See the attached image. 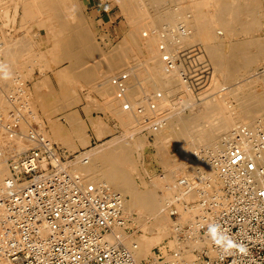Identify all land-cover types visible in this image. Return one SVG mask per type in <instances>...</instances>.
Instances as JSON below:
<instances>
[{
  "label": "bare ground",
  "instance_id": "bare-ground-1",
  "mask_svg": "<svg viewBox=\"0 0 264 264\" xmlns=\"http://www.w3.org/2000/svg\"><path fill=\"white\" fill-rule=\"evenodd\" d=\"M14 1L16 0H0V9L5 4ZM81 1L82 0H60L59 7L54 8L52 6L53 8L51 10L44 11L47 24L46 27L53 39V48L50 50L51 54L49 55H53V59L56 58L55 60L51 61L45 53L36 51L35 43L23 33V36H20V38L12 37L13 39H11L10 43H5L3 40L0 42V78L4 76L3 79L6 74L11 73L12 68H18V70H23V72L27 71L26 75H30L35 65L38 64L48 68L51 62H57V59L62 55L75 58L77 64V67H72V65L66 68H64L65 66L63 68L60 67L61 70L58 71L59 77L63 79V82L68 81L69 84L71 83L67 85L68 87L65 86L57 91L51 88L50 91L48 90L41 96V105H43L44 112L49 119L48 123L52 126L50 131L44 127L43 123H40L42 120L41 117L37 115L36 110L34 111V109H32L33 102L31 103L30 97L33 95H31V92L26 91V88H23V82H21L23 77L20 78L21 74L18 70V72L15 71V73L12 72V74H10L11 77L14 75L13 79L16 77L14 88L12 87L13 89L7 92L0 86L2 89L0 90V189L10 175V169L7 167L9 165L6 164L7 159L29 147L32 141L29 138L30 135H27V132L33 128L29 127L30 129L27 131V121H25V118L23 119L20 112H18L19 109L17 107L19 104L23 105L25 102V108L33 110L32 113H35L33 120L36 119L39 122V128H42V132L38 133H41L42 137L44 136L43 139L45 142L52 144V141H60L71 151L77 150L78 146L86 147L90 144L88 128L84 123L85 121L79 116V113L73 112L68 114L67 121L69 124H60L55 118H52L54 116H52V112H54L53 110L55 109H63L64 106L67 107L78 104L80 102V97L78 95L79 93L76 91L77 86L73 83V79L74 81H78L81 77L87 78L92 72L94 76H97V81L103 80V84L101 83L100 85L99 83V85H97V92H100L102 96L116 91L117 94H124V98L128 96L129 101L131 100L130 102L126 100L123 105L124 107L120 108L117 106L116 102L112 103L110 101L111 95L107 97V100L110 98L109 102L112 104L111 106L116 108L118 113L127 115V124H143L144 126L145 123L142 120L144 118L142 117H150V119L147 120L148 123L145 125L153 127L152 132L154 131L157 135L158 140L156 141L159 142L157 143L159 144L157 145V149L162 159L160 157L158 158L161 159L162 165L164 164L163 166L166 168V174L158 177L156 181L162 183L164 186L167 184L166 187L170 192H175V195L172 194V196H170L169 192L168 196L164 195L163 197L165 198L166 196L169 202L173 201L184 217L192 219L198 217L201 212L200 205L199 201H193V193L186 194L184 190L179 187L177 182H169L171 181L169 171L171 162H183L186 161L189 156H194V163L200 168H203L207 173L208 179L212 181V190H218L219 184L215 180V174L210 164V154L213 152V154L223 153L224 146L228 143V140H230L229 135L235 127L237 128L240 125H245L251 130H255L258 127L264 129V74L251 76L243 82L235 83L236 85L230 88L231 90L226 93H219L216 99L214 98L215 100L210 96L212 102H209V105H198V112L196 108H194L195 105L190 102L191 99L186 97L188 94L186 89H188L187 86L190 85H192V87L197 86L192 76L193 74H198L193 73L196 70L199 71L200 69V72L204 71L206 76L208 75L205 77L207 82L202 86L203 88H208L209 85L221 88V84L230 83L242 78L251 71L255 64L258 62L260 63L262 60L264 61V36H253L262 24L260 19L261 14H259V12L256 13V11L264 5L262 4L263 0H118L121 4L119 5L123 7L128 16L130 15L129 17L132 19L133 30L130 33L131 35L125 38L118 47H114V49L108 51L109 53L107 54L103 51L106 54L105 56L102 55V52H100L101 50L99 51L95 44L92 43L95 39L91 41V37L87 34L86 28L81 25L83 22H75L74 19L73 22L75 23L73 24L72 20H70L74 12L79 10ZM85 2L84 0V4ZM208 7L211 10H208L209 13L205 12V8L208 9ZM66 10H70L68 15L65 13ZM80 16L82 17V15ZM81 17L80 19L82 20ZM151 17L153 18V23L150 22ZM83 21L86 20L83 19ZM36 23L37 22L34 21L33 23L30 22L31 26H37ZM218 24L224 25L222 26L225 27V32L219 33L217 31L220 26ZM179 25H182L181 27H184L185 30L183 28L181 29L184 31L181 29L180 31L177 30V27H180ZM151 27L160 29L169 42V46L166 47L169 65L162 67L164 69H162V72L168 79V84L166 86L167 94L161 93L159 88L150 81L149 70L145 67V63L141 58L143 53L150 54L149 49L143 46V49L140 46L141 49H139V47L132 42L133 38L143 39L141 37L142 34L150 30ZM63 32L68 34L69 46L66 45L67 47L62 44L60 37ZM88 33H90V31ZM192 45L198 46L195 47L197 48L196 51L199 52L196 56H192V54H190L191 52L185 54L184 50L186 48L190 49ZM183 47L184 50L182 49ZM179 50L182 55H180V57H183V63L177 66L172 59H174L173 57L175 55L180 54L178 53ZM173 53L175 54L174 56ZM101 56L102 60L105 58L104 63L95 61V58H101ZM139 57L141 61H139ZM191 58L193 60H191ZM11 59L15 62V66L13 63L11 65ZM91 59L93 62L87 64L92 61ZM62 60L64 61V59ZM136 60L139 62L138 65L135 63ZM195 60L198 62L196 63L198 69L193 70L192 65L194 64L191 63L196 62ZM131 62L135 65H133V67L138 66L136 72H134V68V73L132 74L127 69L126 71H123L124 69L122 70L123 67L127 68L129 65L131 66ZM10 65L13 67L11 68ZM9 68H11L10 71L7 70ZM186 70L190 71H187V76H183ZM17 73H19L18 75L20 77L17 76ZM93 75L91 76L93 77ZM184 77H186V79H184ZM5 79H8V77ZM198 80L201 81L200 79ZM118 81L125 86L120 88V86H118ZM45 85L50 86L48 83ZM215 87L214 90L216 89ZM259 88H261V90ZM211 90L213 91L212 93H214V90ZM175 91L182 93V95L180 94L178 103H176V100H172L173 92ZM10 93H12V95ZM142 93L148 95L147 97L155 99L154 102L157 105L153 102L156 106L155 109L154 106L152 107L154 110L151 109L152 103L149 104V101H151L149 98L147 99L145 97L144 101L136 102V100H138L137 97L141 96ZM212 93L210 92L209 95ZM10 95L12 97H9ZM115 99L122 101L120 96L119 98L116 96ZM201 99L202 98H200V100ZM210 100H207V102ZM194 101V104L196 101L198 102V100ZM202 101L203 100H201V102ZM171 102H175L176 108L172 111H167V106ZM201 102H198V104ZM137 103L144 104L142 107L140 106L141 110L139 109L140 107L138 109L136 107L135 109V106L138 105ZM204 103H206V101H204ZM186 105L191 108L189 116H183L182 111L180 113L181 108ZM27 109L25 110L27 111ZM11 110H13V113L10 114L9 111ZM199 110L201 113H199ZM87 111L90 112L89 109ZM161 111L164 112L162 116L158 118L152 117L155 112ZM13 118H15V121H20L22 123V131L10 130L6 125L2 127L5 122L3 123L1 119L6 121L7 119L13 120ZM201 118L209 122L208 124V122L205 121L208 124L207 127H205L206 125H201ZM90 120L93 128H95L101 136L109 132L110 129H108L109 127L106 125L108 122L104 120V118L97 117L91 118L89 121ZM131 136L134 137L136 141L133 147L125 144L121 138H113L94 148L83 152L80 151L81 153L72 161L65 163L71 170L80 172L89 187L92 188V186L96 185V188H98L97 184H101L102 182L109 185L115 191H118V193L122 192L123 194H120L125 197V213L128 215L134 211V208L147 205L146 200L151 195V191L148 189L143 190L136 187L137 184L135 185L134 177L127 176L128 174L135 176V174L140 172V159L134 155L137 150L143 149V147H145L144 145L147 144L144 138L138 137V134L132 133L130 137ZM173 144L178 145V150L175 153L169 152L171 149L169 146ZM111 145H114L115 148H112L111 152L108 153L106 147ZM117 171L119 172L118 176L115 175ZM127 196H129V198H127ZM157 196L161 198L159 200H164V198L161 197L162 195L160 196L158 194ZM173 196H176L174 200L172 198ZM151 213L154 220L150 224L141 225L139 227L140 230L136 229L137 231L133 233L137 232V235H132L133 233L129 235L125 233L123 229H118L108 237L114 243H116L115 240L123 241L126 246L133 250L137 261L148 256L153 243L156 242L157 244L162 235L167 233L166 227L168 226L163 223V220L158 215H155L153 212ZM188 239L192 247H202L204 243L207 242L205 236L193 230L189 232ZM167 252L168 251L165 250V253ZM189 256L192 257L193 255L190 254ZM166 257L170 264H183L175 255H167ZM0 264H12L11 260L7 258L6 254L2 251H0Z\"/></svg>",
  "mask_w": 264,
  "mask_h": 264
},
{
  "label": "built area",
  "instance_id": "built-area-1",
  "mask_svg": "<svg viewBox=\"0 0 264 264\" xmlns=\"http://www.w3.org/2000/svg\"><path fill=\"white\" fill-rule=\"evenodd\" d=\"M29 134L31 145L9 159L0 189V251L12 264H170L164 245L138 262L123 241L112 242L118 229L134 228L125 197L107 185L92 189L65 165L62 149ZM229 137L223 153L209 159L218 190L203 176L200 184L178 181L199 196L201 212L187 230L207 239L203 263L264 264V129L240 125Z\"/></svg>",
  "mask_w": 264,
  "mask_h": 264
},
{
  "label": "rangeland",
  "instance_id": "rangeland-1",
  "mask_svg": "<svg viewBox=\"0 0 264 264\" xmlns=\"http://www.w3.org/2000/svg\"><path fill=\"white\" fill-rule=\"evenodd\" d=\"M85 1H86L85 4H84V0L81 1V6H79V10H78L79 12L78 11L74 12V15L72 16V18L70 20H72L73 24L77 21L83 22L85 24L84 25L83 23H81V25L86 28L87 34L91 37V41L95 39V41L94 42L92 41V43L95 44L97 49H99V51L101 50L100 51V52H102L101 54L105 56L107 53H109L108 51L114 49V47H118L120 44H122V42L124 41L125 38H127L129 35H131L130 33L133 30V23L131 22L132 19L129 17L130 15L128 16L127 12L123 9V7L120 6L121 4L119 3L120 1H118V0H85ZM82 4H83V6H82ZM262 4H264V0L262 1ZM59 5H60V0H22V1L16 0V1L11 2L9 4H5L0 9V42H2V40H3V42H5V43H8V42L10 43L11 39H13L12 37L20 38V36H23V34H24V35H27L28 38L32 42H35L36 46H39L38 43H40V44L43 43L45 45V49H42V50L44 52H46L45 54H47L48 58H51L49 60H51V61L54 60L53 57L51 55H49V54H51L50 50L53 48V39H52L51 33L48 31V29L46 27L47 24H46V19H45V12H46V10H48V11L51 10L53 7L54 8L59 7ZM263 7H264V5L261 8H263ZM82 8H84V9H82ZM261 8L258 9V11H256V13L259 12V14H261L260 19H261V23H262L261 26L259 27L258 31H256L253 34V36H257V37H259V36L263 37L264 36V14H263L264 8L263 9H261ZM208 10L211 11L209 9V7H208V9L205 8V12L209 13ZM66 11H65V13L68 15L70 13V10H66ZM77 13H78V15H77ZM80 15H82V17ZM79 16L82 18V20L80 19ZM83 19L86 21H83ZM73 20L75 22H73ZM33 21L37 22L36 23L37 26H31L30 22L33 23ZM85 22H87V23H85ZM150 22L153 23L152 17L150 18ZM218 25H220V26L218 27L217 31L219 33L225 32L224 31L225 27H223L224 25L223 24H218ZM181 26L177 27V30L180 31L181 28H183L185 30V28L181 27ZM30 27H32V28H30ZM183 29H181V30H183ZM89 31L91 34L88 33ZM183 31H181V32H183ZM60 37H61L62 43L63 44L65 43L64 45L69 46L68 34L66 32H63L60 35ZM141 37L143 39L133 38L132 42L135 43V45H137L138 47L140 46L142 48V46H143V47H146L149 49L150 54L143 53L142 57L141 56L140 57L143 59V61L145 63V67L149 70L150 81L159 88V91L161 93L167 94L166 93L167 92L166 86L168 84V79H167L166 75L162 72V69H163L162 67L169 65V62H168L169 59L167 58V53H166V47L169 46L168 39H167V37H164L162 31L156 27H151L150 30L144 32ZM50 47H52V48L50 49ZM140 47H139V49H141ZM195 47H198V46L192 45L190 49L186 48L184 50V47L182 49L185 51V54L187 52H191L190 54H192V56L193 55L196 56L199 52L196 51L197 48H195ZM178 53H180V50L178 51ZM174 55L175 54L173 53V56ZM180 55H181V53L178 55H175L176 57L174 56L173 57L174 59H172L175 62V65H177V66L179 64L182 65V63H183V59H182L183 57H180ZM140 57L138 58L139 61H141ZM59 59H57V62L54 61V63H52V62L50 63V65L48 67L49 70L47 67L42 66V65L41 66L40 65L35 66V69H39L40 73L43 74V76L46 75V79H48V82H50L52 87H54V86L57 87L56 90H60L61 88L71 84V83L69 84L68 81L63 82V79H61L59 77L58 71L61 70V68H63L64 66H65L64 68L68 67L69 65H70L69 67H71V65H72V67H74V66L77 67L75 58L69 57L67 55H62L61 58H59ZM62 59H64V61ZM97 59L95 58V61H97V62L100 61V63L105 62V58H103L104 60H102V56H101V58L98 57ZM137 60L135 62L136 65H138V63H139ZM191 60H193V59L191 58ZM195 61L196 62L191 63V64H194V65H192L193 70L198 69V67H197L198 65H196V63H198V62H197V60H195ZM92 62H93V60L87 64H90ZM133 65L134 64L131 62L132 67L129 65V67H127V68L123 67L122 70L124 69L123 71H126V69H127L132 74V73L136 72V68L138 67V66L133 67ZM83 66H81V67H83ZM139 66H140V64H139ZM134 68H135V71H134ZM131 69H133V70H131ZM42 70H44V71H42ZM187 71H190V70H186L185 71L186 73L184 72L183 76L188 75ZM251 71H250L251 73L249 72V73L245 74L242 78H240L236 81L221 84V86H220L221 88H217L213 85H209L208 88H203L202 86L207 82V79L205 77H207L208 75L206 76L204 71L200 72V69H199V71L196 70L193 73H196V74L198 73V74L194 75L192 73L193 74L192 76L194 77L193 80L195 82V85L197 84V86L192 87V85H190V83H189V85L191 87L187 86L188 89H186V90H187L189 95L187 94L186 97H189V99H191L190 102L193 105H195L194 108H196V111L198 112V108H197L198 105H204V104L209 105L212 102V99L215 100L219 93L228 92L229 90H231L230 88L234 87V85L237 84V82H243L245 79L250 78L251 76H258V75L264 74V61L262 60V61H260V63L258 62L257 64H255L252 67ZM91 75H93L92 72H91ZM91 75L90 76L88 75V77L86 76L87 78H80V80H78V81H74V79H73V83L77 86L76 91H77V93H79V96H80V98H79L80 102L78 105H81L83 103V106H86V108L90 107L88 109H92L91 112L93 113V117H95V118L100 117L102 119L104 118V120H107L108 124H106V125L109 127L108 129H110L109 130L110 133L108 132V133L104 134V136L103 135L101 136V134L98 133V131L95 130V128H93V126L91 124V130H89V132L91 134V145L90 146L83 147V149H81V150H79V148H78L75 151L72 150L73 151L72 152L71 150L66 148V146H64V144L61 143L60 141H52L53 142L52 144H55L56 146H58L60 148V150L62 149L64 154L68 157V162H70L81 152L88 150V149H91V148H94L97 145H100V144L104 143L105 141L111 140L113 138H117V139L121 138L122 141L125 142V144H127L128 146H131V147H133L135 145V142H136L134 140V137H132V136L130 137V135L132 133H136V134H138V137L144 138L147 144L144 145L145 147H143V149L137 150L135 155H134L135 157L140 159V161H139L140 172L135 174V176H133L132 174L131 175L128 174L127 176L134 177L135 185L137 184L136 187L139 189L141 188L143 190L148 189L149 191H151V195L146 200L147 205L141 206V207H136V208H134V211L132 213H130V215H127V217H130L131 220H133L132 221L133 224H131V226L134 227L133 230H131L128 234L130 235L131 233H133L137 230H140L139 227L141 225H147V224L152 223L154 218H153V215L151 212H153L155 215H158L163 220V223H165L168 227H166L167 233L162 235L159 242H157V244H156V242L153 243V245L151 247L150 254L148 256L142 258L141 260H138V262H144L145 260L149 259V257L153 254L154 250L156 253H159V250H160L159 246L164 245V246H167L166 249L168 251L166 253V256L167 255H175L181 260V262L183 264H203V262L200 258V251L202 250V248H204V246L207 244V242L204 243V246H202V247H192V246H190L189 239H188L189 232L192 230V228H189V230H187V228H188V225L191 224L190 222H192L194 219L184 217V215L181 214L182 212L178 209L177 210H178L179 214L172 216L171 212H170V208H171L170 206H173V205L175 206V204L173 203V201L169 202L166 199V196L169 195L170 190L166 187L167 184H165V186H164V185H162V183H158L156 181V179L158 177H161L162 175L166 174V168L163 166L164 164L162 165V162H161L162 158L160 157L161 155L157 149L158 148L157 145H159V144H157L159 142L156 141V140H158L157 135L154 131L152 132L153 127H151L149 125H145L148 123L147 120L150 119V117L149 116H147V118L142 117V118H144V119H142L145 123L144 126H143V124H141V125L140 124H127L128 123L127 122V120H128L127 115H121L120 113H118L116 108L111 106L112 104L109 102V100L111 98L110 101L112 103L116 102L118 107L123 108L124 102L126 100L129 101L128 96L127 97L125 96V98H126L125 99L123 97L124 94L123 95H121V93L117 94L116 91H115L116 93L111 92V94H107V95L102 96V94H100V92H97V89H98L97 85H99V83L101 85L103 80L101 79V80L97 81L98 80L97 76L93 75V77H92ZM195 76H197V77H195ZM199 76L200 77L202 76L204 78H202V77L200 78ZM32 77H35V75H33ZM132 77H133V75H132ZM184 79H186V77H184ZM198 79H200L202 82L199 81ZM55 80H57V82L52 83V81L54 82ZM208 82H209V80H208ZM118 86H120V88H122L125 85L123 86L118 81ZM214 87L216 88L215 90H214ZM191 88H194V89H191ZM210 88L214 90V93H212L213 91ZM222 89H224V90H222ZM259 89L261 90V88H259ZM188 90H190V91H188ZM192 91H194V92H192ZM209 91L212 94L209 95V93H210ZM173 93L174 94H173L172 100L173 101L176 100V103H178L179 102L178 99L180 100V94L182 95V93L178 92V91H175ZM215 94H216V96H215ZM110 95H111V97H110ZM116 96H117V98H119V96H120L122 98V101L120 100L121 101L120 102L118 99H115ZM147 96L148 95L142 93L141 96L137 97L138 100H136V98H135V100H136V102H140V101H144L145 97L147 99L149 98V100L151 99V101H149V104L152 103L151 109H153L152 108L153 106L155 109L156 108V106L154 105V104H156L154 102L155 99H152V97H147ZM171 96H172V93H171ZM178 96H179V98H178ZM197 96L198 97L200 96V97L198 98ZM210 96L212 97V99L210 98ZM107 97H110V98H108V100H107ZM163 97H165V96H163ZM89 98H91V99H89ZM200 98H202L201 99V100H203L202 102H201ZM193 99L198 100V102H201V103L198 104V102L196 101V103L194 104L195 101ZM207 100H210V101L207 102ZM204 101H206V103H204ZM153 102H154V104H153ZM97 104H99V105H97ZM138 105L135 106V109H136V107H137V109L140 106L142 107L144 104L139 103ZM91 106H92V108H91ZM126 107H127V105H126ZM141 107L139 108L140 110H141ZM188 107L189 106L186 105L185 107L181 108L180 113L182 111L183 116H185V115L189 116L190 115V113H191L190 109L191 108L190 107L188 108ZM99 108H101V109H99ZM175 108H176L175 102H171L167 106V111H172ZM55 111H56V118L63 122V120L66 119V116H67L66 113L73 111V108L71 107V108H67L65 110L59 109V110H55ZM199 113H201L200 110H199ZM163 114H164L163 111L155 112L152 115V117L158 118V117L162 116ZM32 119H33L32 116L29 117L30 121ZM201 120H202V121H200L201 125L203 124L204 126L206 125L205 127H207L209 122L203 118H201ZM1 121L3 123L5 122L4 125H2V127L5 125L6 126L11 125V127H13L14 130L22 131V129H23L21 126L22 124H18V121H15V118H13V120L10 119V120H6V121L1 119ZM205 121L208 122V124ZM6 123H10V124H6ZM27 126H26L27 131L30 128H33L32 130H29L30 132L28 131L29 133L33 132L34 134L36 133V136L41 135V137H42V134L38 133V132H42L41 131L42 128H39L40 124L39 125L38 124L29 125L28 124ZM44 127L49 131L52 128L51 124H44ZM39 129H40V131H39ZM133 129H134V132H133ZM28 132H27V135L29 136L30 134ZM37 133H38V135H37ZM127 134H128V136H127ZM176 146H177V148H176ZM169 147L171 148V149L169 148L170 149L169 152L171 151L172 153H175L178 150L177 144L176 145L173 144ZM112 148H115V146L114 145L107 146L106 151L108 153H110ZM220 154H222V153H220ZM210 156H211V154H210ZM158 157H160L161 159ZM10 158L11 157H9L7 159V162H6L7 165H9L8 163H9ZM194 159H195L194 156H189L186 161L171 162V165L169 167L171 181H169V182H173V183L177 182L178 183L179 179H181L183 177H189V179L192 181L194 180V182L196 184H200V177L201 176L206 177L208 179V176H207V173L205 172V170L203 168H200L199 166H197L194 163ZM7 167L9 169V166H7ZM115 175L118 176L119 172L118 171L115 172ZM103 184L107 185L106 183L101 182V184H97V187L99 188L100 186H103ZM107 186H109V185H107ZM94 188L96 189V185L92 186V189H94ZM211 189H212V186H211ZM119 193H122V192H119ZM192 193H193V201L198 202L199 196H198L197 192L193 191ZM158 194L160 196L162 195L161 196L162 198H164L163 196L166 195L164 200L163 199H162V201L159 200L161 198L157 196ZM172 194L175 195V192L171 191L170 196H172ZM176 196H178V195H176ZM176 196L172 197L173 200H174V197H176ZM127 198H129V196H127ZM174 208H177V207H174ZM195 227H196V225H195ZM138 233H139V231H138ZM132 235H137V232L133 233ZM190 254H192L193 256L190 257L189 256Z\"/></svg>",
  "mask_w": 264,
  "mask_h": 264
},
{
  "label": "crops",
  "instance_id": "crops-1",
  "mask_svg": "<svg viewBox=\"0 0 264 264\" xmlns=\"http://www.w3.org/2000/svg\"><path fill=\"white\" fill-rule=\"evenodd\" d=\"M35 43V42H34ZM63 44V43H62ZM36 45V44H35ZM38 45L39 46H35V48H36V51H39V53H41V52H43V53H46V52H44L42 49H45V45L43 44V43H38ZM64 45V44H63ZM66 46V45H65ZM67 47V46H66ZM52 47H50V49H51ZM41 51V52H40ZM46 56H47V54H46ZM52 57L54 58V56L52 55ZM61 58V57H60ZM50 59V58H49ZM56 59V58H55ZM54 59V60H55ZM59 59V58H58ZM10 63H11V65H12V63L14 64L15 62H13V60L11 59V61H10ZM52 63H54V62H52ZM10 65V66H11ZM16 64H14V66H15ZM38 65V64H37ZM36 66V65H35ZM13 66H11V68H12ZM11 68H9V69H7V70H11ZM13 69H15V70H13ZM18 68H12V71H11V73L10 74H12V72L13 73H15V71L16 72H20V74H21V77L18 75L19 73H17V76H19L20 78H22L23 80H21V82H23V88L25 89L26 88V91H29V92H31V95H33V96H31L30 97V101H31V103H32V106H33V108L32 109H34V111L36 110V112H37V115L39 116V117H41V121H40V123H43V124H49L48 123V117H47V115L45 114V112H44V107H43V105H41L42 103H41V101L42 100H40L41 99V96H43L44 95V93H46L48 90L50 91V88H53L52 87V85L50 84V82H48V79H46V76H43V74H41L40 73V70L39 69H33V71L30 73V75H26V72L27 71H24L23 72V70H18ZM8 71V72H9ZM7 72V73H8ZM23 74H22V73ZM42 75H40V74ZM10 74H6V76H5V78L6 77H8V79H3V77L2 78H0V86L1 87H3V90H6L7 92L8 91H10V89H13L14 88V83H15V79H16V77H15V79H13L14 78V75H13V77H11V75ZM24 75V76H23ZM33 75H35V77H31V76H33ZM30 77V78H29ZM82 78V77H81ZM2 79V80H1ZM46 79V80H45ZM58 79V78H57ZM14 80V81H13ZM25 80V81H24ZM80 80V79H79ZM2 81V82H1ZM26 82V83H25ZM44 82H45V84L46 83H48V85H50V86H47V85H45L44 84ZM55 82H57V80H55L54 82L52 81V83H55ZM6 85H5V84ZM44 85H43V84ZM80 83V82H79ZM39 84V85H38ZM3 85V86H2ZM5 85V86H4ZM37 85V86H36ZM8 86H9V88H8ZM42 86V87H41ZM1 87H0V89H1ZM7 87V88H6ZM13 87V88H12ZM36 87V88H35ZM56 86H54V88H53V90H56ZM2 90V89H1ZM36 92H34V91ZM57 91V90H56ZM39 95V96H38ZM79 95V94H78ZM39 98H38V97ZM34 97V98H33ZM80 97V96H79ZM33 99V100H32ZM30 101H29V103H30ZM39 103V104H38ZM34 104V105H33ZM79 104V103H78ZM78 104H76V105H74V106H67L68 108H73V111H71V112H68V113H66V115L68 116V114H70V113H73V112H76V113H79V116L85 121H83L84 123H85V125L87 126V128H88V131L89 130H91V124H92V122H91V120L89 121V119H91V118H95V117H93V113L91 112V110L89 109V111L90 112H88L87 110H88V108H86V106H83V103L81 104V105H78ZM38 105V106H37ZM36 106V107H35ZM26 107V104H25V102H24V104L22 105V104H19L18 105V109H19V111L18 112H20V114H21V116L23 117V119L25 120V121H27L26 123L27 124H39V122L36 120V119H32L31 121L29 120V117H34V114L35 113H32L33 112V110L32 109H30V108H25ZM65 107V106H64ZM64 107H63V109H64ZM67 107H65V109H67ZM84 107V108H83ZM35 108H37V109H35ZM42 110H41V109ZM25 109H27V111L25 110ZM56 110V109H55ZM55 110H53L54 112H52V118H55V120H57L58 121V123H60V124H69L68 123V121H67V116H66V119H62L63 120V122L62 121H60L59 119H57L56 118V111ZM12 111V112H11ZM11 111H9L10 112V114L11 113H13V110H11ZM44 112V113H43ZM33 114V115H32ZM31 115V116H30ZM92 116V117H91ZM91 117V118H90ZM7 120H10V119H7ZM43 121V122H42ZM28 122H30V123H28ZM18 124H22L20 121H18ZM38 134V133H37ZM89 134H90V132H89ZM91 145V134H90V144L89 145H87V146H90ZM78 148H79V150H81V149H83V147L82 146H78Z\"/></svg>",
  "mask_w": 264,
  "mask_h": 264
}]
</instances>
